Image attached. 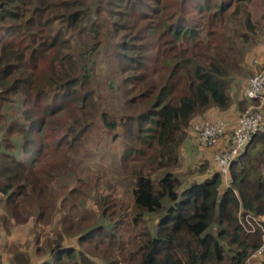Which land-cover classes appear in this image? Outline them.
<instances>
[{
	"label": "trees",
	"instance_id": "obj_1",
	"mask_svg": "<svg viewBox=\"0 0 264 264\" xmlns=\"http://www.w3.org/2000/svg\"><path fill=\"white\" fill-rule=\"evenodd\" d=\"M250 1L0 0L4 208L16 222L33 217L35 224H47L57 205L65 210L54 237L39 244L36 234L39 264H244L258 248L264 238V133L232 162L225 188L217 170L182 188L174 171L193 120L208 118L212 108L245 109L248 71L242 77L240 71L258 29ZM76 37L83 48L74 49ZM103 46L117 65L113 76L109 68L104 73L109 87L121 92L118 115L98 100L93 55ZM233 88L243 97L232 100ZM17 101L22 120L7 119L6 107ZM95 121L110 131L121 128L124 157L135 153L145 160L132 168L130 204L99 197V214L91 209L76 219L85 211L59 199L54 186L68 172L63 158L77 153ZM14 132L21 136L19 154L10 140ZM44 149L61 161L41 166ZM148 212L160 214L154 235ZM247 215L258 220L247 221ZM65 236L75 244L65 245ZM10 249V264H29L24 246Z\"/></svg>",
	"mask_w": 264,
	"mask_h": 264
},
{
	"label": "rangeland",
	"instance_id": "obj_2",
	"mask_svg": "<svg viewBox=\"0 0 264 264\" xmlns=\"http://www.w3.org/2000/svg\"><path fill=\"white\" fill-rule=\"evenodd\" d=\"M247 7L251 10L254 21L258 22V29L256 37H254V42H250L251 44L247 47L242 70L240 71L241 77L243 72L248 71V74L244 77L245 80L256 71L264 69V0H252L247 3ZM104 34L105 30L99 38L104 40ZM73 45L74 49H79L85 46V42H83L82 37H76L73 41ZM106 47L107 46H103L99 50V53L93 55V61L95 62L93 66H95L97 72L95 75V85L97 87L99 102L103 104V106L105 105L109 112L118 115L123 113V98L119 89L114 90L115 85L111 88L109 87L108 78L104 73V70L109 68V72L113 76L115 71L112 67L117 66L113 58L109 56V48L106 49ZM256 60L257 62H254ZM112 82H114V80H111V84ZM115 83H117V80H115ZM231 94L232 100L234 99V101L237 98L243 97L241 93L236 92L235 88L232 89ZM258 105H260L264 115V97L254 101L245 100V109L257 107ZM232 109L234 111L233 113L237 116L240 112L245 110L239 111L236 106H232L227 111H224L223 114L229 115V111ZM22 110L23 104L17 101L14 105L6 107L5 115L8 117L7 119L13 116V118L20 117L22 120ZM209 112L213 114L219 111L212 108ZM61 119H64V117ZM3 123L5 124L6 120H4ZM116 132H120V135ZM3 133L4 128H1L0 134L2 135ZM10 140L15 148V153L19 154V141L21 140V136L14 132ZM127 147V139L125 140L123 138L121 128L110 131L100 122L95 121L94 125L92 127L89 126L86 133L81 137L80 143L76 146L77 153L75 155L67 153L66 157L63 158L65 161L64 164L67 165L68 172L64 173L62 176L58 175L56 179L57 183H55L54 188L59 199L67 197L70 201L77 202L78 212L81 213L85 211V213L75 216L76 219L82 217V214H87L91 209L98 211L99 214V207L97 205L99 197H107L108 201L115 199L123 202L124 205L131 203L130 190L135 183V178L131 177L132 168L134 165L142 163L145 158L135 153H132L129 158L124 157V151ZM222 148L223 144L221 143L218 148L215 147L208 150L214 152V149L220 151ZM49 150L50 149H44L42 152L40 160V163H42L41 166L48 167L52 163L61 161V157H58V155L48 156ZM206 152L207 151L202 147L200 148L191 137L188 135L184 136L178 149V162L174 167L175 173L180 178L181 188L189 183L200 181L216 171L215 163L213 164L210 158L211 155ZM22 155L24 157V153H22ZM221 188H225L224 181L221 182ZM68 193L72 195H68ZM59 210L57 205L47 224H35V220L32 217L31 220L35 225L33 226L31 224L27 228L24 227L21 229V235L17 241L15 240L16 242H14L13 245L9 243L5 247L3 240L0 239V264H10V258L13 255V253L10 254V248L13 246H24L29 253V259L35 258L37 261L36 264H38L42 256L39 255L41 253L35 254L34 242L36 234L37 232L39 233V244L43 243L47 237H54V233L58 230L57 227L59 225L60 216L65 213V210L58 212ZM73 212H75V210H73ZM159 215L160 214L156 212H148L145 214V220L152 235L155 234ZM255 217H251L250 215L245 216L247 221L258 220V218ZM32 233H35L34 236H32ZM25 235H28V237ZM64 244L73 245L75 244V239L70 236H65ZM262 259L264 261L263 256L260 261H262ZM262 263L263 262H261V264ZM29 264L32 263L29 262Z\"/></svg>",
	"mask_w": 264,
	"mask_h": 264
},
{
	"label": "built area",
	"instance_id": "obj_3",
	"mask_svg": "<svg viewBox=\"0 0 264 264\" xmlns=\"http://www.w3.org/2000/svg\"><path fill=\"white\" fill-rule=\"evenodd\" d=\"M244 96L250 101L264 97V69L248 77ZM257 133H264V115L260 105L243 110L233 123L221 118L211 120L198 117L189 126V135L199 147L210 149L219 143L223 144L222 150L213 152V162L225 186L230 181L229 170L232 162ZM262 256L264 257V238L244 264H261Z\"/></svg>",
	"mask_w": 264,
	"mask_h": 264
},
{
	"label": "crops",
	"instance_id": "obj_4",
	"mask_svg": "<svg viewBox=\"0 0 264 264\" xmlns=\"http://www.w3.org/2000/svg\"><path fill=\"white\" fill-rule=\"evenodd\" d=\"M229 112H230L229 115L228 114H223V112H218V113H213V114H212V112H208V116L207 117H208V119H211V120H215L217 118H221V119H223L225 121L228 120L227 122H229V123H233L235 121V119L237 118V115L235 113H233L234 112L233 109L230 110ZM220 144L221 143H219L216 146V148H218ZM210 149H213V148H210ZM204 150L207 151L206 153L211 155L210 158H211L212 163L214 164V162H213V151H211V150L209 151L208 149H204ZM214 150H216V149H214ZM31 222H32L31 218L23 220V221H20V222H16L11 217L10 213L7 212V210H5L4 201L2 200V195L0 194V239L3 240V243H4L5 247L9 243H12L11 245H13V243L16 242L19 239V236L21 235L20 234V230L21 229H23L24 227L27 228L31 224L33 226L35 225L33 222L32 223ZM29 230H28V233H29ZM25 236L28 237V235H25ZM32 236H33V233H32ZM30 262L32 264H36L37 261H36L35 258H33V259L30 260ZM39 263H40V259H39L38 264Z\"/></svg>",
	"mask_w": 264,
	"mask_h": 264
}]
</instances>
